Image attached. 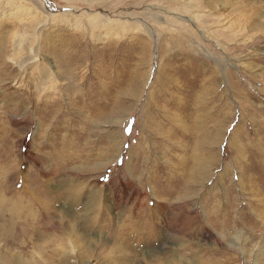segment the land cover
<instances>
[{
    "label": "rangeland",
    "instance_id": "obj_1",
    "mask_svg": "<svg viewBox=\"0 0 264 264\" xmlns=\"http://www.w3.org/2000/svg\"><path fill=\"white\" fill-rule=\"evenodd\" d=\"M0 264H264V0H0Z\"/></svg>",
    "mask_w": 264,
    "mask_h": 264
},
{
    "label": "bare ground",
    "instance_id": "obj_2",
    "mask_svg": "<svg viewBox=\"0 0 264 264\" xmlns=\"http://www.w3.org/2000/svg\"><path fill=\"white\" fill-rule=\"evenodd\" d=\"M32 56V55H31ZM31 56H29V61H28V57H26V60H27V63L29 62L30 64H32V62H33V60L31 61ZM33 57V56H32ZM34 63H35V61H34ZM37 63V62H36ZM30 68H31V66H30ZM32 69V68H31ZM47 75V74H46ZM43 76V75H42ZM44 77V76H43ZM193 174H195V172H193ZM18 210H16V211H13V213L16 215V214H18L19 212H17ZM28 212H30L29 213V217H31V219H30V222L27 224L28 225V229L31 231V230H35V224L33 225L32 223L34 222L33 221V219H34V215H35V212L34 211H32V210H28ZM30 233H28V235H29Z\"/></svg>",
    "mask_w": 264,
    "mask_h": 264
}]
</instances>
